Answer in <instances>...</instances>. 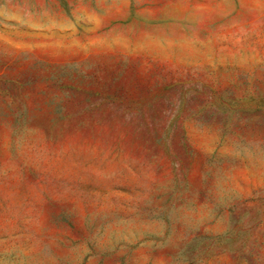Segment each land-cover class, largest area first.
Returning <instances> with one entry per match:
<instances>
[{"label":"rangeland","instance_id":"374dc122","mask_svg":"<svg viewBox=\"0 0 264 264\" xmlns=\"http://www.w3.org/2000/svg\"><path fill=\"white\" fill-rule=\"evenodd\" d=\"M0 264H264V0H0Z\"/></svg>","mask_w":264,"mask_h":264}]
</instances>
